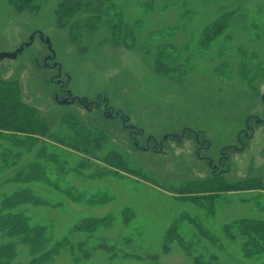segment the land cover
Here are the masks:
<instances>
[{
    "label": "rangeland",
    "instance_id": "1",
    "mask_svg": "<svg viewBox=\"0 0 264 264\" xmlns=\"http://www.w3.org/2000/svg\"><path fill=\"white\" fill-rule=\"evenodd\" d=\"M31 4L37 7L24 11L0 0V53L14 52L31 34L36 36L16 59L0 62V78L19 83L23 102L46 117L50 133L68 131L60 123L63 115H73L85 130L107 138L92 157L46 139L30 150L0 139V161L9 152L11 164L0 173V199L25 190L43 203L15 208L31 225L45 228L44 247L37 254L59 243L58 254L46 264H212L211 258L215 264H264V254L245 258L241 239L229 240L222 232L237 220L264 221V0ZM66 6L74 8L71 14L64 13ZM228 13V28L203 43L204 29ZM39 32L48 38L52 53L39 40ZM158 59L162 66L168 64L165 74L170 79L155 66ZM46 61L59 67L70 97L82 98L84 104L102 100L101 108L118 112L119 120L104 116L99 108L62 105L51 82L56 71L45 66ZM248 125L252 134L242 139L243 150L229 147L220 154L222 147L237 145L235 139ZM69 133L75 136L74 130ZM130 133L138 146L148 137L163 146L158 150L150 142V151L139 150ZM196 136L203 144L198 150ZM44 143L58 162L38 160L46 167L40 182H15V172L33 162ZM108 153L123 154L138 177L106 165ZM253 178L261 189L214 195L212 214L190 203L202 196L191 192L197 183ZM67 189L81 199L71 200ZM105 216L110 223L104 227L91 232L75 228ZM174 223L181 244L165 240ZM8 242L16 254L7 264L31 260L27 246L0 235V246Z\"/></svg>",
    "mask_w": 264,
    "mask_h": 264
},
{
    "label": "trees",
    "instance_id": "2",
    "mask_svg": "<svg viewBox=\"0 0 264 264\" xmlns=\"http://www.w3.org/2000/svg\"><path fill=\"white\" fill-rule=\"evenodd\" d=\"M11 4L18 8L21 6L24 11L34 10L37 6L31 4L33 0H10ZM18 5V6H17ZM65 6V4H62ZM65 14H71L74 8L66 6ZM231 13L225 14L218 18L216 21L211 23L206 29H204L205 38L204 42H209L211 38L216 37L218 34L222 33L230 23ZM116 32V31H115ZM115 40V39H114ZM127 46V45H126ZM163 57L165 55V52ZM159 53V58H160ZM161 60V58H160ZM158 59L155 63L157 69L163 70V78L170 79L169 76L165 74V71H169L168 64L162 66V63ZM172 64H177L175 61ZM170 69L172 65L169 63ZM181 69V68H180ZM64 124L68 131H62L61 133H50V127L46 122V117H43L38 110L25 104L22 100L21 88L18 82H7L0 78V139L13 144L17 149L27 148L31 149L42 139H46L53 143H56L60 147L63 146L70 151L79 153L81 155H86L87 157H92L93 152L99 151L102 142L107 141L106 136L102 132L93 133L90 130H85L84 127L78 120L73 117V115H63L61 123ZM74 130V135L70 136L69 131ZM76 130V132H75ZM87 136L85 140L80 138ZM80 136V137H79ZM76 139L71 140V139ZM47 144H41L39 148L34 153V160L30 164L22 169L15 172L13 180L20 184H29L40 182L43 178L45 172V166L39 164L38 160L44 159L45 157L57 163L55 157L51 153H47ZM10 157L9 152L1 158L0 161V173L10 169L11 164L8 163V158ZM103 162L112 167L113 169L122 171L123 173L133 175L138 177V172L131 170L128 167V160L119 153H108ZM14 165V164H12ZM61 172L63 168L58 164ZM80 166H84V163H80ZM11 180H9L10 182ZM261 183L258 179L253 178L251 180H245L242 183H225L222 179H212L207 180L203 183L195 184L193 188V193L201 194L198 198L190 199L192 204L203 208L207 214H212V198L214 195L220 194L225 191H236V190H257L261 189ZM186 188L185 190H188ZM191 189V188H190ZM190 192V191H189ZM65 195L70 197L73 201H79L81 199L80 194H76L72 189H67ZM189 199V198H188ZM200 199L201 201L198 202ZM20 204H32L41 205L43 204L40 199H37L25 190H20L14 192L10 196L0 199V235L7 238H16L19 243L28 247L29 252L33 256L27 264H46L51 261L52 257L58 254L60 249V244L55 243L49 249L38 253L37 250L42 249L45 243V233L44 227L33 226L30 223V218L19 211H15V208ZM127 210H125L122 215L125 223H127ZM109 217L105 216L103 218L88 219L80 222L75 228L91 232L98 228L108 225ZM177 223H174L166 232L165 240L170 242V240H176L181 244V238L175 233V228ZM224 236L229 240H234L236 237L241 239V250L243 251V256L245 258H253L264 254V221H252V220H237L231 224L224 227L222 230ZM62 243V242H61ZM15 246L8 242L3 246H0V264H7L11 259L14 258L16 251ZM212 264H215L214 258H211ZM195 264H201L199 260H195ZM199 261V262H198ZM201 262V263H200ZM203 264V263H202Z\"/></svg>",
    "mask_w": 264,
    "mask_h": 264
},
{
    "label": "flooded vegetation",
    "instance_id": "3",
    "mask_svg": "<svg viewBox=\"0 0 264 264\" xmlns=\"http://www.w3.org/2000/svg\"><path fill=\"white\" fill-rule=\"evenodd\" d=\"M32 35V34H31ZM31 37V36H30ZM35 34H34V38H33V41H32V43H31V45L30 46H32V44H33V42H34V40H35ZM30 39V38H29ZM39 40H41V39H39ZM41 42L43 43V44H45V42L44 41H42L41 40ZM27 43V42H26ZM25 43V44H26ZM47 46V45H46ZM47 49H48V51H49V48H48V46H47ZM50 52V51H49ZM50 55H47L46 57H45V59L47 58L48 59V57H49ZM46 64H44L45 66H47V67H49V68H52L53 69V71H56V74H54L52 77H51V82L52 83H54V85L57 87V89H58V91H59V93L57 94L58 95V97L60 98V99H62V101H61V104H62V102L64 101V100H66L67 98L68 99H70V100H67L68 102H71V103H68L67 105H71V104H74V103H78L80 106L81 105H83L84 107H88L89 109L92 107H95V108H99V109H102L103 110V115L104 116H108L109 118H111V119H117V121L119 120L118 119V117L121 115V114H119L118 112H114L113 114L112 113H110L109 112V108H106V107H104V108H101V102H102V100H99V101H96V102H91L90 104L88 103V104H84V103H86V100H83L82 98L81 99H79L78 97H73V96H71L70 97V91L66 88V85H65V83L64 82H62V77H61V73L59 72V67L57 66V65H55V66H52V61L51 62H49V61H46L45 62ZM50 64H51V66H50ZM62 105H64V104H62ZM66 105V104H65ZM103 105V104H102ZM127 119V118H126ZM249 126L250 125H248V129H246V131H244L243 132V136L241 135H238V138H236L235 140H236V144L237 145H229L228 144V147L227 146H225V147H222L223 148V150L222 151H220V154H224V150H226V151H228V148L229 147H231V148H233L234 150H236V151H240V150H243V143H244V141L242 142V139H247V137H248V134H252V132L250 133V128H249ZM247 130H248V132L249 133H247ZM252 131V130H251ZM131 134V133H130ZM130 138H131V141H132V143H133V145H134V147H136V148H138L139 150H147V151H150L149 149H147L148 147H149V143L150 142H152L153 144H154V148H157L158 150H161V146H163V143L162 142H160V141H158L156 138H153V137H148L147 139H146V142H145V145L144 144H142V145H137V142H138V140H136V138L131 134L130 135ZM178 139H180L179 137H178ZM194 140H195V142H196V144H197V150L198 149H201V146L203 145L202 144V142L200 141H198L199 140V137H195L194 138ZM205 144H206V142H204ZM130 144H131V142H130ZM207 145V144H206ZM196 150V151H197ZM197 156V158L196 159H198V160H200V155H201V153H200V151H198L197 152V154H196ZM224 157V156H223ZM223 157H221V159H222V161H219V166H223V165H221L220 164V162H222V163H224V162H226L225 161V159L223 158Z\"/></svg>",
    "mask_w": 264,
    "mask_h": 264
},
{
    "label": "water",
    "instance_id": "4",
    "mask_svg": "<svg viewBox=\"0 0 264 264\" xmlns=\"http://www.w3.org/2000/svg\"><path fill=\"white\" fill-rule=\"evenodd\" d=\"M39 39H41L42 41L45 42V44L48 46L49 48V51L52 53V50H51V46H50V42L48 40V38H44V36H42V33L39 32ZM33 38H34V34L31 35L29 41L26 43V44H23L22 46H20L17 50H15L14 52H11V53H0V62L2 60H13V59H16V57L18 56V54H20L24 48H27L31 45L32 41H33ZM49 59V58H48ZM55 66V64H54ZM68 103H71V102H68L67 100H64L62 102V104H68Z\"/></svg>",
    "mask_w": 264,
    "mask_h": 264
}]
</instances>
